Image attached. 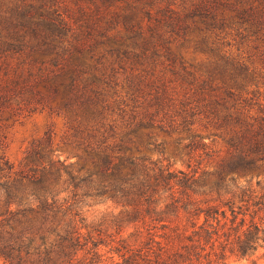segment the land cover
Segmentation results:
<instances>
[{
  "label": "trees",
  "instance_id": "trees-1",
  "mask_svg": "<svg viewBox=\"0 0 264 264\" xmlns=\"http://www.w3.org/2000/svg\"><path fill=\"white\" fill-rule=\"evenodd\" d=\"M238 16V60L224 57V65L238 67L229 98L180 52L195 45L205 54L209 37L161 34L171 28L163 21L148 26L156 36L145 43L158 51L151 59L164 83L158 133L149 131L157 115L142 117L114 84L113 102L101 99L95 109L97 128L90 131L85 118L70 120L76 134L59 138L53 125L17 165L8 156L9 133L24 111L0 83L4 264H228L231 257L249 261L264 250V218L257 220L264 213V0H238ZM198 28L197 20L188 26ZM86 41L74 40L73 50L29 76L33 103L51 115L62 90L60 104L66 105L63 86L76 87L69 81L77 84L78 74H87L95 47L85 48ZM148 60L137 54L120 65ZM134 76L139 86L147 79ZM97 95L109 98L105 86ZM224 110L233 129L217 146ZM196 124L201 128L192 130ZM176 158L185 168H175ZM108 202L119 212L89 225L85 209Z\"/></svg>",
  "mask_w": 264,
  "mask_h": 264
},
{
  "label": "rangeland",
  "instance_id": "rangeland-1",
  "mask_svg": "<svg viewBox=\"0 0 264 264\" xmlns=\"http://www.w3.org/2000/svg\"><path fill=\"white\" fill-rule=\"evenodd\" d=\"M195 20L199 22V28L189 30L188 26ZM157 21L170 25L171 28L159 31L164 35L197 37L203 33L209 37L205 54L195 45L182 48L180 52L207 75L213 87L221 88L223 96L229 98L234 91L231 88L238 83V67L233 70L224 65V57L231 55L238 60V22L241 21L238 0H0V83L8 87L16 107L24 111L10 129L8 156L11 161L18 165L32 142L42 139L53 125L59 138L76 134L69 130L70 120L85 118L90 121H87L90 131L97 128L95 109L101 99L113 102L114 84L119 85L117 90L122 100L146 114L142 117L157 115L156 123L149 131L158 133L164 118L159 106L164 83L159 79L162 70L157 69L153 63L155 59H151L158 51L145 43L146 39L156 36L148 26ZM136 24H140L143 30H139ZM80 39H87L85 48L95 47L90 49V52L94 51L89 53L91 60L84 67L87 74H78L77 84L69 81L77 89L63 86L67 90L66 105L60 104L65 94L62 90V97L54 104L55 114L51 115L33 103V95L28 92L31 87L29 76L45 62L60 59L73 50L70 43ZM143 53L148 62L129 67L120 65L122 58ZM132 69L137 71L134 75L147 78L140 86L139 80L131 76ZM99 86H105L109 98L97 95ZM46 98L49 99L47 95ZM228 114L229 111H222L217 121V136L214 138L217 146L223 145L219 137L233 129ZM199 128L201 126L196 124L191 129ZM151 155L154 160L160 158L157 152ZM171 161L176 163V169L185 168L178 158ZM70 162H75V158ZM118 212L119 209L108 202L87 207L85 217L92 225L98 224L104 216ZM261 218L264 213L257 220ZM132 231L129 229L124 235L128 236ZM263 253L264 250H260L256 257L244 262L231 257L228 264H253V261L264 264ZM0 264H4L1 259Z\"/></svg>",
  "mask_w": 264,
  "mask_h": 264
}]
</instances>
